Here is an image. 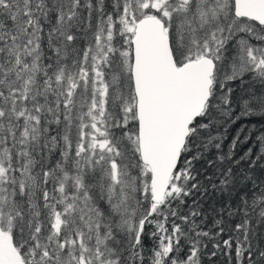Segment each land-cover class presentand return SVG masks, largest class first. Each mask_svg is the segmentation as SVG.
<instances>
[{
    "label": "snow or ice",
    "instance_id": "snow-or-ice-1",
    "mask_svg": "<svg viewBox=\"0 0 264 264\" xmlns=\"http://www.w3.org/2000/svg\"><path fill=\"white\" fill-rule=\"evenodd\" d=\"M0 264H264V0H0Z\"/></svg>",
    "mask_w": 264,
    "mask_h": 264
},
{
    "label": "trees",
    "instance_id": "trees-1",
    "mask_svg": "<svg viewBox=\"0 0 264 264\" xmlns=\"http://www.w3.org/2000/svg\"><path fill=\"white\" fill-rule=\"evenodd\" d=\"M233 87H235V85H233ZM237 127H238V126H235V127H233L232 129H229V139H230L232 136H235V134H236V130H237ZM244 127H248V125L245 124ZM221 259H223V258H221Z\"/></svg>",
    "mask_w": 264,
    "mask_h": 264
},
{
    "label": "rangeland",
    "instance_id": "rangeland-1",
    "mask_svg": "<svg viewBox=\"0 0 264 264\" xmlns=\"http://www.w3.org/2000/svg\"><path fill=\"white\" fill-rule=\"evenodd\" d=\"M232 129V128H231Z\"/></svg>",
    "mask_w": 264,
    "mask_h": 264
}]
</instances>
